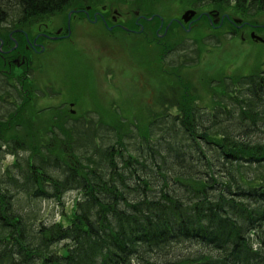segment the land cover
Segmentation results:
<instances>
[{"label": "trees", "instance_id": "obj_1", "mask_svg": "<svg viewBox=\"0 0 264 264\" xmlns=\"http://www.w3.org/2000/svg\"><path fill=\"white\" fill-rule=\"evenodd\" d=\"M201 1L222 10L234 5L239 14L264 11V0ZM82 5L0 0V28L10 19L14 30L25 28ZM143 23L152 32L153 22ZM0 37L5 50L14 46ZM21 46L17 52L27 55ZM25 69L6 60L0 68V97L10 94L2 105L18 109L0 121V264H264V176L259 182L232 173L236 165L264 171V69L245 77L240 94L228 88L216 96L204 114L183 99L171 129L150 136L116 128L105 145L95 137L92 150L68 134L66 124L78 123L61 106L42 134L34 130L43 128L37 117L52 107L21 124L34 94ZM18 85L23 90L13 98ZM7 155L14 158L4 167ZM74 191L81 198L64 223L35 225L17 201L62 203Z\"/></svg>", "mask_w": 264, "mask_h": 264}, {"label": "rangeland", "instance_id": "obj_2", "mask_svg": "<svg viewBox=\"0 0 264 264\" xmlns=\"http://www.w3.org/2000/svg\"><path fill=\"white\" fill-rule=\"evenodd\" d=\"M77 1L83 3L85 10L88 5L97 3L100 8L105 6L109 27L114 16L124 26L136 29L132 27L140 15L145 18L158 16L164 20V26L161 36H152L150 32L137 36L115 27L109 30L101 19L93 23L83 13L72 17L71 35L54 43L48 42L44 52L32 55L33 62L25 69L32 81L28 82V87H33L34 94L30 106L29 103L23 105L21 124H31L27 123L31 115L52 107L50 113L43 112L37 117L38 124H43V128L34 129L38 133L46 130L45 126L59 114L61 106L67 114L72 110L76 112L74 120H77L78 127L77 124L72 128L66 124V128L73 130L69 135L80 137V147L85 145L92 150L95 137L102 140L101 144H107L108 135L114 134L116 128L124 134L145 132L151 136L159 128L161 132L171 129L167 122L173 115H178L177 104L183 103V99L196 105L200 111L197 115L204 114L211 109L216 96L228 88L230 91L234 88L235 94H240L237 89L245 88L242 83L245 77L264 69V44L251 40L249 34L243 41L242 36H232L224 27L213 29L206 22L197 26L198 29L194 25L188 33L178 28V24H173V29L162 36L170 20L181 19L186 11L201 13L213 8L201 0ZM233 8L231 6L227 12L235 18L256 26L264 24V11L253 6L240 15ZM70 12L46 17L25 29L30 32L31 28L34 35L40 28L42 32L55 33L59 27H66ZM90 16L92 20L97 17L93 13ZM154 21L158 23L155 29L159 28L161 20L157 18ZM13 26L10 19L7 26L0 28V34L8 36L15 31ZM258 34L264 38L263 32ZM1 59L0 68L5 64V59ZM13 65L18 69L25 67ZM21 87H13V98L21 95ZM217 87L221 88L215 91ZM0 90L4 88L1 86ZM7 96L0 97V121L18 111L9 104L2 105L6 102L1 99ZM13 116L11 118L17 117L18 113ZM55 124L60 125L54 121ZM128 141L134 143L135 139L129 137ZM13 158L7 155L4 167L11 165ZM232 173L236 177L253 176L259 182L264 176V171L238 165ZM80 198L81 195L74 191L67 193L62 203L54 200L30 202L24 198L17 201L30 222L51 225L66 222Z\"/></svg>", "mask_w": 264, "mask_h": 264}, {"label": "flooded vegetation", "instance_id": "obj_3", "mask_svg": "<svg viewBox=\"0 0 264 264\" xmlns=\"http://www.w3.org/2000/svg\"><path fill=\"white\" fill-rule=\"evenodd\" d=\"M234 7V6H232ZM73 11V15H79L81 13L85 14V17L87 18V15L90 18H87V20L95 23L94 21H101L103 22L104 26L109 27V21L106 20L105 18V13L106 9L105 6H100L93 8L92 5L87 6V10L84 8H76ZM222 11L224 14H221ZM93 13L95 16V19H91L90 14ZM155 17H153L150 21H154ZM112 27L113 29L115 28H120L125 27L123 24L119 23L117 17H112ZM239 20V21H237ZM142 21H146L145 17L139 16V18L135 22V28L133 29L134 35L137 36H142L144 35L145 31V24ZM143 24H142V23ZM207 23L211 26L213 29H222L223 27L227 29L228 33L232 36H242V39H245L244 36L249 34L248 36H251L252 33H255L256 35H259L258 32H263L264 34V24H257L254 25L252 23L245 22L241 19L235 18L231 16V14L225 12V10L222 9H216L212 8L211 10H205L201 13H198L195 15V17L188 23H184L181 21V19H172L169 22V26L167 27V30L165 29L164 34L162 36H166L168 32L173 29V24H178V28H182L183 30H186L188 33L193 29V26L195 25V29H198L199 25L203 26ZM168 25V24H167ZM157 26V25H156ZM164 26V23H160L159 28L155 29V24L153 23L150 28L152 30V36L155 33L156 36H161L160 31L162 30ZM115 27V28H114ZM130 28V27H129ZM231 29V30H230ZM45 30V29H44ZM154 31V33H153ZM30 34L34 35L33 32L27 31L25 28H19L15 29L14 32L10 33L8 37L10 40L13 42L14 46L10 48L9 50H5V40L4 38L0 37V55L7 61V62H13L16 63L18 67L20 66H27L29 67L31 61L30 57L32 53L35 54H40L45 51L46 49V43L47 42H55L59 41L62 38L70 36L69 33V27L66 24V27H59L58 30L54 33L52 32H42L41 28L38 29V33L34 36H31ZM146 35V34H145ZM19 36V37H17ZM260 36V35H259ZM52 38H57V39H52ZM21 43L23 44L25 50L27 51V55H23L21 52H17L18 48H20ZM22 47V46H21ZM12 52H15V54H11ZM11 56L12 59H8Z\"/></svg>", "mask_w": 264, "mask_h": 264}, {"label": "water", "instance_id": "obj_4", "mask_svg": "<svg viewBox=\"0 0 264 264\" xmlns=\"http://www.w3.org/2000/svg\"><path fill=\"white\" fill-rule=\"evenodd\" d=\"M195 14H196L195 11L189 10L183 15L182 19L185 22H189L195 16ZM251 37H252V39H254L256 41L264 42V40L262 38H260L259 36H256L254 33L251 35Z\"/></svg>", "mask_w": 264, "mask_h": 264}]
</instances>
